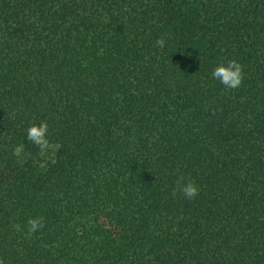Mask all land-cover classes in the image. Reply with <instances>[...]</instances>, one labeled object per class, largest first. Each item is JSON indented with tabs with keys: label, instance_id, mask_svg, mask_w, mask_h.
I'll list each match as a JSON object with an SVG mask.
<instances>
[{
	"label": "trees",
	"instance_id": "trees-1",
	"mask_svg": "<svg viewBox=\"0 0 264 264\" xmlns=\"http://www.w3.org/2000/svg\"><path fill=\"white\" fill-rule=\"evenodd\" d=\"M0 264H264V0H0Z\"/></svg>",
	"mask_w": 264,
	"mask_h": 264
},
{
	"label": "clouds",
	"instance_id": "clouds-1",
	"mask_svg": "<svg viewBox=\"0 0 264 264\" xmlns=\"http://www.w3.org/2000/svg\"><path fill=\"white\" fill-rule=\"evenodd\" d=\"M156 45L160 48L165 46V40L163 38L157 39ZM212 78L218 80L226 89L235 90L238 89L244 80L243 65L235 59L228 60L226 62L219 63L211 73ZM49 125L47 121H41L40 123H32L26 129V139L36 146L41 154L46 153L51 148V143L48 138ZM22 147L15 149V154L20 155ZM176 188L173 189L172 195L175 196L177 190H179L186 199H194L199 194V187L192 179H187L185 182L184 176H178L175 181ZM45 227V219L43 216H36L27 220V232L28 235H32L42 230Z\"/></svg>",
	"mask_w": 264,
	"mask_h": 264
}]
</instances>
